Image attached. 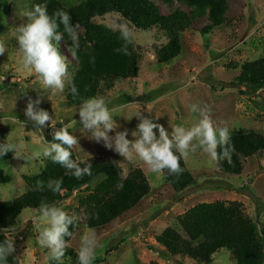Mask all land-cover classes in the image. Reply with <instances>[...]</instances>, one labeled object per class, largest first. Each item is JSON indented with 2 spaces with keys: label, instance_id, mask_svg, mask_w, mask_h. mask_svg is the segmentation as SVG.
<instances>
[{
  "label": "rangeland",
  "instance_id": "1",
  "mask_svg": "<svg viewBox=\"0 0 264 264\" xmlns=\"http://www.w3.org/2000/svg\"><path fill=\"white\" fill-rule=\"evenodd\" d=\"M36 1L0 0V42L7 49L0 55V143L6 142L8 137L22 145L15 154L10 151L0 156V172L12 178L10 183L0 182V202L13 201L27 192L24 177L40 175L51 161L32 154L42 151L47 141L53 142L55 131L63 124L71 123L69 131L79 142L74 150L78 162L112 160L123 169L124 176L134 168H141L152 188L150 196L139 206L104 228L90 229L85 216H78L77 231L69 244L77 253L81 237L88 231H95L101 245L96 264H196L187 258L170 257L156 238L167 228L181 231L178 218L196 205L220 201L243 205L245 214L257 226L258 239L264 250V154L244 160L243 173L233 177L221 174L217 162H210L208 154L198 150L184 159L196 184L178 195L166 183L162 172L153 173L138 158L126 160L114 146L107 148L102 139L97 142L91 130L83 129L79 108L66 105L67 88L65 93L53 94L44 88L38 74L23 67L14 33L16 28L28 22L24 13L32 10ZM58 1L71 8L86 0ZM226 3L224 25L204 36L202 29L209 23L208 19L195 21L192 28L182 34L181 55L168 64L158 62L159 51L169 42L161 30H136L119 15L94 20L95 24L117 32L122 26L129 27L135 33L131 46L140 57L139 77L118 81L104 94L111 101L109 107L117 109L114 119L118 128L110 133L111 136L116 131L127 130L128 138L135 139L131 133L137 130L140 121L136 117L129 121L126 117L131 118L136 112L163 125L169 132L177 125L190 128L199 121L198 114L191 111L193 104H206L215 126L230 129L232 135L238 131L264 135V89L253 95L243 87L220 86L239 75V70L231 68L233 64L241 65L264 57V0H226ZM159 7L163 14L171 11L164 5ZM176 8L190 11L184 4L176 3ZM77 30L79 40L83 39L84 30L79 26ZM59 48L67 59L68 79L72 80L71 68L77 65V60L65 39L60 41ZM38 96L43 98L39 107L52 115L55 124L51 126L49 121L42 132L25 115L29 100ZM154 131L158 136V129ZM101 179L56 206L73 213L79 208L80 200L91 193ZM37 214L26 209L16 230L7 233L15 244L14 255L19 264H55L50 260V250L38 243L39 233L32 224V218ZM64 264L74 263L65 259ZM212 264L237 263L231 253L222 250L214 256Z\"/></svg>",
  "mask_w": 264,
  "mask_h": 264
},
{
  "label": "trees",
  "instance_id": "2",
  "mask_svg": "<svg viewBox=\"0 0 264 264\" xmlns=\"http://www.w3.org/2000/svg\"><path fill=\"white\" fill-rule=\"evenodd\" d=\"M44 3H47L49 14L61 9L69 12L73 25L77 24L84 30V38L79 40L80 47L74 56L77 65L71 68L79 97L74 98L66 91V105L70 108H79L82 99L104 96L118 81L137 79L140 75L139 53L131 45L130 56L117 53L115 49L123 44L120 32L95 24L96 18L119 15L136 30H161L169 42L159 51L158 62L168 64L181 55L182 34L192 28L195 21L208 19L209 23L202 29V34L206 36L224 25L227 13L226 0H86L71 8L64 7L58 0L36 1V5ZM176 3L186 5L190 11L174 9ZM159 5L171 9L170 13L163 14ZM63 39L71 49L67 34ZM231 68L239 70V75L228 84L220 83V86L243 87L253 95L264 89V57L241 65L233 64ZM232 144L235 151L231 164L226 160L217 161L219 172L225 176H240L244 170V160L264 154V135L258 132L238 131L232 135ZM73 158L77 159L75 152ZM88 163L92 165L91 175H84L81 179L52 161L47 162L40 175L24 177L27 192L13 201L0 202V242L11 241L7 233L16 230L26 209L38 213L42 202L57 205L101 177L100 183L80 200L79 208L70 214L84 215L90 229L112 224L139 206L152 192L150 182L141 168H134L124 176L123 169L112 160L91 159L80 162V165L83 167ZM180 163L185 169L182 175L174 176L167 170L162 172L166 183L178 195L196 184L185 160L181 159ZM61 179L60 193L37 188L41 181L47 185L50 180ZM0 182L10 183L12 178L0 172ZM178 222L181 231L167 228L156 238L157 243L172 258L182 257L196 264H212L214 256L226 250L234 256L237 264H264V250L258 239L257 226L245 214L239 202L202 203L181 215ZM77 227L78 222L70 228L72 236L66 238L64 258L72 260L74 264H78L77 252L69 244ZM8 264H19L15 255L9 257Z\"/></svg>",
  "mask_w": 264,
  "mask_h": 264
},
{
  "label": "clouds",
  "instance_id": "3",
  "mask_svg": "<svg viewBox=\"0 0 264 264\" xmlns=\"http://www.w3.org/2000/svg\"><path fill=\"white\" fill-rule=\"evenodd\" d=\"M24 15L28 22L16 28L14 33L23 67L38 74L44 88L50 89L53 94L65 93L67 88L69 94L78 98V87L73 80L68 79L67 59L59 48L60 41L67 34L71 41L70 50L73 56L76 55L80 47L78 25H73L72 16L63 9L49 14L47 3L35 5ZM119 31L123 44L115 51L130 56L129 45L132 44L135 33L127 26H122ZM6 51L5 45L0 42V55ZM92 62H95L94 58ZM42 102L43 98L39 96L35 100L30 99L25 110L27 119L41 132L43 127L48 126L49 121L51 126H55L52 115L39 107ZM110 103L111 101L104 96L82 99L78 110L80 123L83 129L92 131V137L97 142L102 139L107 148L112 149L114 146L115 151L126 160H133L135 157L146 164L153 173L159 174L167 170L174 176L182 175L185 171L181 167V159H187L198 150L207 153L210 162L224 160L229 164L232 162L235 146L232 144L231 130L215 126L210 117V108L206 104L191 106V111L199 116L198 123L190 128L177 125L171 132L141 112H136L131 118L126 117L129 121L133 117L140 121L137 130L131 133L135 139L130 140L127 130L116 131L114 136L110 135L118 128L114 119L117 117V109L109 107ZM71 127V123L63 124L62 128L55 131L53 142L47 141L42 151L32 155L50 159L71 172L77 179H81L84 175H91L92 165L88 163L81 167L78 159L73 158V152L79 142L78 138L70 133ZM154 129H158V136ZM20 147L22 145L10 141L7 137L6 142L0 143V156L10 151L15 154ZM61 185L62 179L50 180L47 185L41 181L37 188L41 191L46 188L53 193H60ZM78 220L77 215H70L62 207L47 202H42L38 214L33 216L32 224L39 233L38 243L50 250V260L55 264H64L66 238L72 236L70 228L74 227ZM100 246L96 232H86L81 237L77 253L78 264H94ZM15 251L14 242L7 240L0 242V264H8L9 257L14 256Z\"/></svg>",
  "mask_w": 264,
  "mask_h": 264
}]
</instances>
